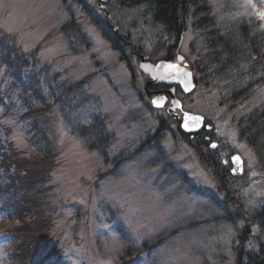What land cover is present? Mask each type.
<instances>
[{"label":"rangeland","instance_id":"obj_1","mask_svg":"<svg viewBox=\"0 0 264 264\" xmlns=\"http://www.w3.org/2000/svg\"><path fill=\"white\" fill-rule=\"evenodd\" d=\"M118 1L0 0V30L18 48L16 64L23 63L0 64V155L30 159L42 141L52 154L44 181L38 176L26 185H19L17 166L0 164V198L13 195L26 223L38 213L45 217L46 237L58 242L39 264H235L237 246L264 242L255 222L264 206V171L239 133L241 110L231 111L222 98L225 80L195 70L201 45L188 21L167 58L165 41L148 27H132L135 9ZM139 54L191 72L192 89L174 96L183 112L204 117L208 148L230 163L229 175L219 177L227 165L214 163L199 134L180 132L179 109L172 117L168 101L153 104L161 89L149 83L155 90L146 91ZM260 91L259 103L264 86ZM29 92L34 107H44L40 120L26 107ZM3 217L0 211V264H34L39 256L25 242L4 239ZM127 248L132 252L122 257Z\"/></svg>","mask_w":264,"mask_h":264},{"label":"trees","instance_id":"obj_2","mask_svg":"<svg viewBox=\"0 0 264 264\" xmlns=\"http://www.w3.org/2000/svg\"><path fill=\"white\" fill-rule=\"evenodd\" d=\"M238 1L240 0H233V2L229 0L218 2L211 0H119L118 4L123 8L128 5V8L135 9L129 15L132 27L139 26L143 29L148 27L145 31L150 30L153 36H157L158 41H165L168 47L167 58L173 54L180 30L188 21L194 39L201 45L200 58L193 62L195 70L198 73H214L216 77L219 76L225 80V86L220 94L231 111L241 110V116L237 119L239 133L255 150L264 171V102L254 101L264 86V0H243L242 5H239ZM11 40L0 30V41H2L0 42V64L3 63L6 68L12 65H15L14 67L23 65L22 62L16 64L19 62L18 48ZM136 52L142 53L139 48ZM6 77L3 78L4 81ZM8 82H12L11 86L14 83L17 88L19 87L15 80ZM35 97L32 92L26 96L31 104L26 107L32 116H38L36 114L44 109L43 106L39 109L34 107ZM37 119L40 120L39 116L34 121ZM42 122L41 133L44 132ZM83 133L85 134V131ZM42 136L44 135L41 134ZM181 136L184 137V135ZM197 138L201 141V136ZM45 145L49 146L46 141L35 143L29 150L30 159L19 157L13 151L0 155V162H2L0 164L4 168L10 166V163L18 167V173H21L18 178L19 185L35 183L38 176L44 181L45 160L52 156ZM212 154L213 152L210 153ZM219 159L214 158V163L219 161L218 164H222ZM226 170L227 166L222 165L220 172L217 173L220 178L229 175ZM8 195L14 198L13 195ZM8 195L0 198L2 206L0 211L4 215L3 237L8 242L14 243V240L17 243L21 240L25 242L23 245L29 247L30 253L39 256V259L34 262V264H39V260L45 258L47 254L51 255L50 245L58 241L54 239L55 243L46 237L47 221L41 216L42 214L38 213L32 221L26 223V220L24 221V218L19 216L24 211L23 205H20L16 199L11 201ZM255 215L261 238V235L264 236V206ZM14 222L23 225V228H15ZM26 231L30 233V237ZM21 234L26 235V241H23ZM131 250V248L123 250L121 256H125V251L131 253ZM235 253V264H264V242L261 240L254 248L248 249L239 245Z\"/></svg>","mask_w":264,"mask_h":264},{"label":"water","instance_id":"obj_3","mask_svg":"<svg viewBox=\"0 0 264 264\" xmlns=\"http://www.w3.org/2000/svg\"><path fill=\"white\" fill-rule=\"evenodd\" d=\"M108 18V15H107ZM116 31V28H113ZM167 65H174L172 68H168ZM139 69L140 71L148 76L149 83L151 84H158L164 83L167 85L178 84L181 87V91L183 93H188L193 87V79L191 77V72L185 68V66H181L178 63L169 61V60H159L155 63H152L147 60V57L143 54H139ZM166 94L170 97L169 104L167 106V113L172 117H176L177 114L175 113L174 109L178 108L181 109L182 105L181 102L175 98L174 96V89L173 87L165 90ZM155 93V99L153 101H157L155 106L162 107L164 106L167 98L163 95L162 90H157ZM154 104V103H153ZM162 105V106H158ZM187 113L188 118H186L185 114ZM191 117H199V120H193ZM204 121V117L199 114H193L190 112H182V119L180 121V129L183 132H192L197 130ZM187 124V127H185ZM208 128V126H206ZM214 145V144H213ZM213 145H211L212 148ZM238 158V159H234ZM233 165L238 168V172L241 171V160L237 154H234L231 157Z\"/></svg>","mask_w":264,"mask_h":264},{"label":"flooded vegetation","instance_id":"obj_4","mask_svg":"<svg viewBox=\"0 0 264 264\" xmlns=\"http://www.w3.org/2000/svg\"><path fill=\"white\" fill-rule=\"evenodd\" d=\"M106 9V8H105ZM107 10V9H106ZM107 22V21H106ZM153 85V84H152ZM156 85V84H155ZM171 86H173V89H174V92H175V94H176V91L178 92V91H181V87L178 85V84H174V85H171ZM152 86L150 85V86H147V88H146V91H148L149 93L150 92H152L153 90H155V89H153V88H151ZM167 88H170V85H167V84H163V83H160L159 84V89H161L162 91H164L165 92V90H167ZM157 90V89H156ZM163 92V93H164ZM166 97V96H165ZM167 98V97H166ZM168 99V98H167ZM165 103H167V101L165 102ZM176 122H177V124L179 125V120H176ZM205 126L204 125H201L197 130H195V131H193L192 133H188L187 134V136L189 135V137L190 136H193V134H199L200 136H201V144L204 146V147H206V149H207V152L208 153H212L213 152V154H215L216 152H215V150H211V148L209 149L208 147H209V141H208V139L206 138V137H209V135H208V133H207V131H205ZM210 138V137H209ZM218 146V145H217ZM211 147V146H210ZM209 156V155H208ZM214 156V155H213ZM216 156H220V154L218 153V154H215V156H214V158L216 157ZM217 158V157H216ZM221 159V158H220ZM222 162L223 163H225L226 165H227V167H229V164L230 163H228V161H226V160H224L223 158H222ZM230 172V174H232L233 173V171L232 170H230L229 171Z\"/></svg>","mask_w":264,"mask_h":264},{"label":"snow or ice","instance_id":"obj_5","mask_svg":"<svg viewBox=\"0 0 264 264\" xmlns=\"http://www.w3.org/2000/svg\"><path fill=\"white\" fill-rule=\"evenodd\" d=\"M168 68H172L174 67V65H167ZM154 104L157 103V101H153ZM158 106H162V105H158ZM186 118H188L187 113L185 114ZM191 119L193 120H199V117H191ZM185 127H187V124H185ZM213 147H215V145H213ZM234 159H238V158H234Z\"/></svg>","mask_w":264,"mask_h":264}]
</instances>
